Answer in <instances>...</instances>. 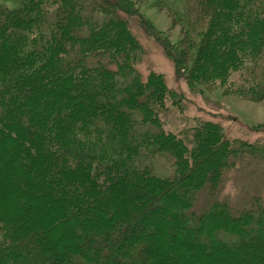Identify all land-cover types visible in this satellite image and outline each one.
<instances>
[{
	"label": "trees",
	"instance_id": "obj_1",
	"mask_svg": "<svg viewBox=\"0 0 264 264\" xmlns=\"http://www.w3.org/2000/svg\"><path fill=\"white\" fill-rule=\"evenodd\" d=\"M158 4L189 84L264 100V0ZM131 5L0 1V264H264L260 198L195 210L264 149L211 119L165 128L183 95L139 72Z\"/></svg>",
	"mask_w": 264,
	"mask_h": 264
},
{
	"label": "rangeland",
	"instance_id": "obj_2",
	"mask_svg": "<svg viewBox=\"0 0 264 264\" xmlns=\"http://www.w3.org/2000/svg\"><path fill=\"white\" fill-rule=\"evenodd\" d=\"M128 1L138 12V18L130 19V29L142 45L141 60L137 64L139 72L145 79L151 71L161 73L166 84L183 95V109L170 108L165 116V128L176 132L199 119H211L220 123L229 138L245 140L264 149V100H250L220 88L209 90L200 83L189 84L176 70V61L162 43L163 38L173 46L184 43L182 26L158 0ZM145 21L150 25L146 26ZM151 29L155 35L149 32ZM160 165L157 168L164 170L163 164ZM254 197L264 202V152L256 157L241 154L236 164L225 170L224 180L215 193L204 188L199 192L195 210L202 213L217 201L245 207Z\"/></svg>",
	"mask_w": 264,
	"mask_h": 264
}]
</instances>
